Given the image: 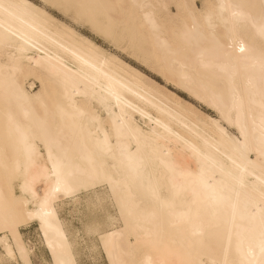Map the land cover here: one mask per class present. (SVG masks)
I'll use <instances>...</instances> for the list:
<instances>
[{
  "label": "snow or ice",
  "instance_id": "6c2138e0",
  "mask_svg": "<svg viewBox=\"0 0 264 264\" xmlns=\"http://www.w3.org/2000/svg\"><path fill=\"white\" fill-rule=\"evenodd\" d=\"M134 6L143 11L145 22L154 34L159 33L165 24L183 22L186 36L204 28L211 33L218 47H224L220 39H226L231 42L228 47L235 45L240 52H245V38L254 39L247 35L246 26L251 25L255 29L261 44V55H250L248 59L253 61V69L258 68L260 77L257 84L250 76L248 84L249 96L259 95L260 123L257 126L253 120L249 127L244 116L243 97L236 90H233L229 106L222 116L239 128L242 139L232 138L237 147L246 149L250 134L258 127L260 153L264 156V0L247 3L222 0L216 4L199 5L187 0L175 6L176 9H183V14L169 12L160 19L156 10L171 7L167 3L144 0ZM124 7L116 4L91 5L80 0H46L44 3L28 0L23 4L0 0V13L6 18L24 15L45 25L62 27L54 19L56 14H62L121 48L125 38L117 16ZM217 28L223 29V36L217 33ZM64 31L71 33L67 28ZM15 35L9 28H4V35L0 37V51L6 60L4 67L7 73L5 105L9 109L13 102L21 108L35 103L26 95L20 82L18 74H22L24 69L20 63L22 57L17 53L24 49L14 45L12 37ZM71 35L75 36V33ZM95 61L109 62L106 53L86 42L81 63L93 67ZM54 71L64 85L62 95L67 101L66 104L57 103L56 110L62 117L67 114L66 109H71L74 115L87 117V126L81 125V129L89 137L101 133L95 141L97 151L88 157L86 164L79 163L64 143L62 126L54 118L48 119V106L42 102L44 120H37L34 128L14 123L9 116L8 135L0 144V230L16 237L20 225L30 219L39 218L42 224H48L54 212L59 210L55 203L57 194L63 192L72 195L66 213L73 242L69 244V238L62 237L60 252L49 244L53 248L56 264H264V178L257 186L246 180L247 169L241 168L240 174L231 176L230 181L221 173V178L210 184L216 173L209 172L206 153L185 141L186 147L179 150L183 155L174 154L177 150L171 147L167 137H161L155 129L142 131L133 123L118 92L103 94L101 90L98 93L95 88L84 84L80 90L83 98L75 100V88L69 92L67 86L74 75L72 69L60 67ZM188 79L196 83L194 75ZM216 102L222 103V97ZM24 115L34 117L35 109L26 110ZM37 140L42 141L47 149L46 160L38 156ZM125 164L131 169L132 177L126 173ZM147 169L152 170L155 180L148 186L147 193L137 191L135 178L142 177ZM38 180L48 184L42 199L37 198L33 191V185ZM17 184L22 193L32 195L37 204L36 210L28 211L22 207L23 196L14 198L10 195ZM193 184L211 187L215 201L213 206H199L198 197L186 200L187 210L179 216L187 225L190 236L197 238L195 242L200 248L188 246L186 251L179 253V259H170L174 250L163 242L161 232L153 231L144 224L165 214L171 223L175 201L188 197L193 192ZM145 194L154 205L151 211L144 206ZM220 230L226 233V247L219 256L213 255L210 250L204 251L207 247L203 243L204 237ZM16 238L14 247L19 256L4 243L7 255L0 259V264H21V261L28 264L25 249ZM73 250L86 258H71Z\"/></svg>",
  "mask_w": 264,
  "mask_h": 264
},
{
  "label": "bare ground",
  "instance_id": "6f19581e",
  "mask_svg": "<svg viewBox=\"0 0 264 264\" xmlns=\"http://www.w3.org/2000/svg\"><path fill=\"white\" fill-rule=\"evenodd\" d=\"M41 1L42 3L46 2V0ZM3 2L23 4L28 0H3ZM80 2L91 5H124L125 7L119 10L117 16L120 31L125 38L122 41L124 47H116L128 53V56L130 54L134 59L137 58V61H143L144 64H147H145L146 66H149L148 68L151 66L153 71L163 79L165 85L159 84L118 55L105 50L94 40L55 16L54 19L62 27L45 25L24 15L6 18L3 13H0V24L3 25L0 27V37L4 35V28H9L11 32L16 33L12 37L14 45L22 46L24 49L17 53L22 57L20 63L24 69L23 73L18 75L24 92L35 102L31 107L25 105L21 108L16 106L15 102L10 109L6 107L7 73L4 67L6 60L0 51V144L8 135L9 116L14 123L18 122L25 128H34L37 120L43 121L44 109L40 103L42 102L48 106L50 114L48 119L54 118L56 123L62 126L64 143L70 147L71 154L79 163L86 164L88 157L96 153L95 141L101 133H96V129L93 128V132L96 134L89 137L85 131H82L81 125L86 127L88 118L74 115L71 109H66L67 114L62 117L61 113L56 110L57 103L66 104L67 101L62 95L64 85L54 69L66 67L72 69L74 73L67 85L69 92L73 88L76 90L77 94L73 99L81 100L83 98L80 95V90L84 84L95 88L98 93L101 90H103V94H107L108 91L118 92L133 123L142 131L155 129L161 137H167L171 141V147L177 150L174 154L183 155V152L179 150L186 147L183 143L185 141L188 145H193L206 153L209 157V172L215 171L216 173L215 179L210 181V184L219 180L221 173L230 181L231 176L240 174L241 168H246V180L258 186L260 180L264 178V167H262L264 156L260 153L258 127L250 134L246 149L237 147L232 143V138L242 139L239 135V128L222 116L229 106L233 90H236L243 97L244 116L249 127L253 120L257 126L260 123L259 95L250 97L248 84L250 76L257 84L260 77L258 68L253 69L251 67L253 61L248 59L250 55L256 57L261 55V44L255 35V29L251 25L246 26L247 35L254 39L245 38L243 41L245 52H240L235 45L228 47L231 42L226 39H220V44L224 47H218L211 33L204 28L194 30L186 36L183 22L174 25L165 24L159 33L154 34L145 22L143 11L134 6L144 0H80ZM151 2L167 3L171 6L167 9L156 10L157 18L160 19L167 16L169 12L179 11L183 14L184 10L176 9L175 6L185 3L187 0H151ZM191 2L197 5L216 4L222 0H191ZM232 2L247 3L258 2V0H232ZM65 28L70 29L71 33H75V36L65 32ZM216 31L220 36H223L222 28H217ZM86 42L96 45L106 53L109 62L95 61L93 67L81 63V57L85 55ZM249 49L252 51L250 52ZM191 75L195 76L196 83H192L188 79ZM37 83L40 88L35 91ZM166 85L184 89L192 98L215 111L219 119L198 109L182 96L167 88ZM185 85L189 86L185 87ZM221 97L223 102L217 103V98ZM129 105L131 107H128ZM31 108L35 109V116L25 117L24 112L31 111ZM223 123L236 130V134H229L228 128ZM36 150L39 157L47 159V149L42 141H36ZM125 171L130 177L133 176L127 164H125ZM135 179L136 190H143L147 193L148 186L154 182L155 177L152 170L147 169L142 177ZM47 189L48 184L44 181L38 180L33 185V191L40 199L44 197ZM249 190H251V185ZM10 195L14 198L23 196L22 207L28 211L36 210L37 204L34 198L30 193H22L19 184L12 189ZM57 195L58 199L55 203L58 208L63 206L67 199H72L71 194L65 195L61 192ZM192 196L199 198L201 202L199 206H213L215 201V193L211 187L193 184V192L188 197H182L175 201L171 223L165 214L161 217L151 218L144 224L145 227L153 231L161 232L163 242L174 250L170 259H179V253L186 251L188 246L200 248V245L195 242L197 238L190 236L187 225L179 216L180 213L187 210L186 200ZM143 202L147 211H151L154 207L147 194H145ZM32 222L36 223L51 255V264H56L53 248H50L49 244L51 243L57 252H60L62 237H68L69 244L73 242L65 221L56 210L48 224H42L39 218H33L21 224L20 227ZM20 227L17 229L16 237L25 249V258L28 264H33L30 257L31 247L24 241ZM16 237H13L10 232L4 233L0 230V247L4 252V254L0 253V259L7 255L3 247L4 243H7L8 247L19 256V251L14 247L17 243ZM132 239L134 241L135 237ZM203 243L207 246L203 249L204 251L210 250L213 255L219 256L227 245L226 233L223 230L214 231L211 235L204 237ZM78 254L73 250L71 258L78 260Z\"/></svg>",
  "mask_w": 264,
  "mask_h": 264
},
{
  "label": "rangeland",
  "instance_id": "374dc122",
  "mask_svg": "<svg viewBox=\"0 0 264 264\" xmlns=\"http://www.w3.org/2000/svg\"><path fill=\"white\" fill-rule=\"evenodd\" d=\"M36 2L37 3H42L41 0H36ZM55 17L57 19L61 20L62 22L70 25L71 27H73L78 32L82 33L83 35L91 38L96 43L101 45L105 50L118 55L124 61H126L127 63H129L130 65L135 67L136 69L140 70L142 73H144L148 77L154 79L159 84L165 85V82L163 81V79L160 76H158V74H156L157 72L153 71L151 66H150V68H148L149 66H146L147 64L145 63L146 64L145 65L143 61H139V60L137 61L136 60L137 58L134 59V57L133 56L131 57L130 54L128 56L127 55L128 53L123 52L122 50L118 49L112 43L102 39L99 35L94 33L90 28H88L86 26H83V25H77L72 20H70L68 17L62 16V14H56ZM166 86H167V88H169L170 90H172L173 92L178 94L179 96H182L185 100L190 102L192 105H194L198 109H200L203 112H205V113H207V114L219 119V116H218V114L215 111L210 109L204 103L192 98L190 96V94L187 93V91H184V89H182L180 87L177 88V87L172 86V85H169V87H168V85H166ZM39 88H40V85L37 83L35 91L39 90ZM223 124L225 125V127L228 128V133L229 134H231V133L236 134V130L232 129L231 127H229L225 123H223ZM71 200L72 199H70V198L67 199L66 202L64 203V205L61 206L60 208H58L59 209L58 210L59 215L65 221V224H66V227L68 228V230H69V223H68L66 208L71 203ZM20 231L22 233L23 239L26 242V244L29 247H31L30 257H31L32 263L33 264H51L52 263L51 255H50L49 251L47 250V248L45 246L44 240L41 237L40 232L38 231V227H37L36 223L32 222V223H29L27 225L21 226L20 227ZM69 235H70V238H71V232L69 233ZM0 253L4 254V252H3L1 247H0ZM78 257H79L78 260L86 258V257L80 256L79 254H78ZM21 264H23V261H21Z\"/></svg>",
  "mask_w": 264,
  "mask_h": 264
}]
</instances>
